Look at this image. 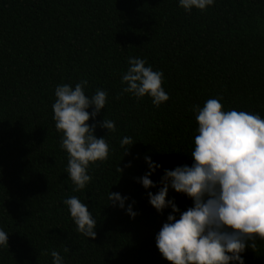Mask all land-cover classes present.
<instances>
[{"label": "trees", "instance_id": "obj_1", "mask_svg": "<svg viewBox=\"0 0 264 264\" xmlns=\"http://www.w3.org/2000/svg\"><path fill=\"white\" fill-rule=\"evenodd\" d=\"M129 57L164 73L167 102L156 107L122 92ZM81 80L88 96L108 93L87 123L110 152L90 163L91 181L74 191L52 105L58 85ZM217 97L226 110L264 117V0H215L191 12L179 0H0V227L9 233L0 264H52V250L64 264H171L155 241L171 209L158 213L136 178L148 171L145 155L162 165L150 177L157 185L164 169L190 166L193 107ZM104 117L116 131L101 127ZM125 136L135 142L127 155ZM110 191L129 197L125 207L135 202L134 219L112 205ZM72 196L97 220L94 240L77 232L63 204ZM173 197L181 212L192 206L170 190ZM242 256L264 264V240Z\"/></svg>", "mask_w": 264, "mask_h": 264}, {"label": "clouds", "instance_id": "obj_2", "mask_svg": "<svg viewBox=\"0 0 264 264\" xmlns=\"http://www.w3.org/2000/svg\"><path fill=\"white\" fill-rule=\"evenodd\" d=\"M214 3L215 0H179L186 12L205 11ZM163 78L164 73L154 71L146 59L129 57L127 71L121 78L125 85L122 92L137 99L148 96L159 107L170 99L162 87ZM87 86V80H81L74 88L70 84L58 85L52 105L55 127L63 132L61 147L69 156L66 172L75 185L74 191L84 189L91 181L90 163L106 161L110 152L105 137L94 135L96 125L87 123L104 110L108 93L97 89L88 96ZM222 99L210 98L202 108L193 107L198 134L194 137L190 166L164 169L157 185L150 177L162 165L145 155L148 171L136 178L158 213L171 209L155 236L156 247L171 264H245L242 254L246 247L254 249L257 239L264 240V117L254 112L226 110ZM89 108L93 111L89 112ZM101 127L108 133L116 131L115 122L105 117ZM134 143L131 137H123L125 155ZM126 166L131 167V162ZM118 170L123 171L120 167ZM152 188L158 191L154 194ZM170 190L186 195L192 206L181 212L175 198H168ZM108 198L131 218L138 214L133 211L134 201L125 207L129 197L110 191ZM63 204L68 207L77 232L94 240L97 220L88 205L76 196L63 200ZM4 246H9V233L0 227V247ZM51 256L52 264H64L57 251L52 250Z\"/></svg>", "mask_w": 264, "mask_h": 264}]
</instances>
